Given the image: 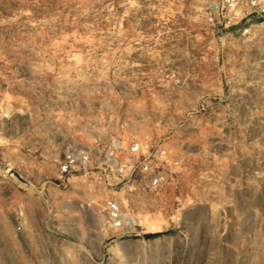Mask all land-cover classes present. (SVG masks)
Instances as JSON below:
<instances>
[{"label": "rangeland", "instance_id": "374dc122", "mask_svg": "<svg viewBox=\"0 0 264 264\" xmlns=\"http://www.w3.org/2000/svg\"><path fill=\"white\" fill-rule=\"evenodd\" d=\"M210 2L0 0V264H264V17ZM115 138L161 145L160 187L59 178Z\"/></svg>", "mask_w": 264, "mask_h": 264}, {"label": "built area", "instance_id": "2783aa9c", "mask_svg": "<svg viewBox=\"0 0 264 264\" xmlns=\"http://www.w3.org/2000/svg\"><path fill=\"white\" fill-rule=\"evenodd\" d=\"M208 20L212 23L219 19L225 25L238 24L253 17H264V0H211ZM165 150L159 143L147 139L124 141L115 138L107 144L99 156L92 157V151L82 150L70 153L58 163L60 179L68 178L83 165L97 170L98 179L107 191L117 187L135 190L138 185L160 187L165 172L161 163ZM94 158V159H93ZM104 210L111 228L129 230L128 213L120 202L112 196L105 199Z\"/></svg>", "mask_w": 264, "mask_h": 264}]
</instances>
